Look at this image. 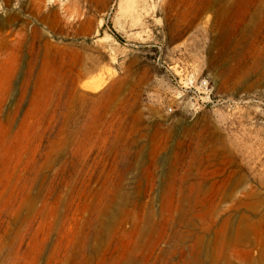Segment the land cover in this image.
Segmentation results:
<instances>
[{
	"label": "rangeland",
	"instance_id": "374dc122",
	"mask_svg": "<svg viewBox=\"0 0 264 264\" xmlns=\"http://www.w3.org/2000/svg\"><path fill=\"white\" fill-rule=\"evenodd\" d=\"M223 1L0 0V264H264V0Z\"/></svg>",
	"mask_w": 264,
	"mask_h": 264
},
{
	"label": "bare ground",
	"instance_id": "6f19581e",
	"mask_svg": "<svg viewBox=\"0 0 264 264\" xmlns=\"http://www.w3.org/2000/svg\"><path fill=\"white\" fill-rule=\"evenodd\" d=\"M224 1L223 0H210V2H209V6H208V8H210L211 10L212 9H214V10H216V7H217V9H219V8H221L222 7V3H223ZM230 2V1H229ZM228 2V3H229ZM210 11V10H209ZM217 14H219V13H217ZM217 19V18H216ZM219 22V21H218ZM217 25V24H216ZM244 25V24H243ZM235 33V32H234ZM233 33V34H234ZM235 37H236V35H235ZM263 39V38H262ZM237 40V39H236ZM261 42H262V40H261ZM237 43V42H236ZM232 44H234V43H232ZM250 47V46H249ZM251 48V47H250ZM249 48V49H250ZM223 49V48H222ZM234 50V49H233ZM224 51V50H223ZM257 52V51H256ZM224 54V53H223ZM256 55H257V53H256ZM252 56V55H251ZM222 57V56H221ZM250 58H252V57H250ZM249 59V58H248ZM254 59V58H253ZM247 60V59H246ZM253 61H255V60H253ZM258 62V61H257ZM251 63H253V62H251Z\"/></svg>",
	"mask_w": 264,
	"mask_h": 264
}]
</instances>
